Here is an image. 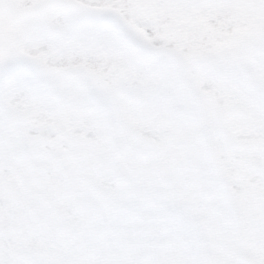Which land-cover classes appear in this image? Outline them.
I'll use <instances>...</instances> for the list:
<instances>
[{"label": "snow or ice", "instance_id": "obj_1", "mask_svg": "<svg viewBox=\"0 0 264 264\" xmlns=\"http://www.w3.org/2000/svg\"><path fill=\"white\" fill-rule=\"evenodd\" d=\"M0 264H264V0H0Z\"/></svg>", "mask_w": 264, "mask_h": 264}]
</instances>
